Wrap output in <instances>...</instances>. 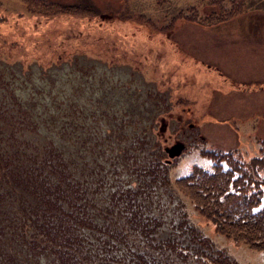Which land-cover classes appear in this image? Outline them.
<instances>
[{"label":"rangeland","instance_id":"374dc122","mask_svg":"<svg viewBox=\"0 0 264 264\" xmlns=\"http://www.w3.org/2000/svg\"><path fill=\"white\" fill-rule=\"evenodd\" d=\"M39 1L87 11L45 15L0 0V146L51 150L78 183L94 221L91 263H171L194 228L227 264H264V250L215 232L173 185L194 167L211 173L210 155H259L264 0H240L217 23L235 0ZM173 145L180 153L166 158ZM258 200L253 212L264 191ZM23 231L4 203L0 264L60 263L55 244L29 245Z\"/></svg>","mask_w":264,"mask_h":264},{"label":"trees","instance_id":"16d2710c","mask_svg":"<svg viewBox=\"0 0 264 264\" xmlns=\"http://www.w3.org/2000/svg\"><path fill=\"white\" fill-rule=\"evenodd\" d=\"M21 1L29 12L45 15L87 11L74 5L60 7L39 0ZM240 4V0H235L229 8L220 5L218 11L222 12L217 14L214 23L232 17L240 11ZM1 146L0 207L4 203L9 205L13 219L30 235L29 245L52 242L58 248L54 253L59 264H92L84 234L93 228L94 221L84 203L77 202L80 198L78 183L68 181L62 164L51 150L32 149L28 156H23ZM258 153L244 162L233 159L230 153L210 155L215 157L211 173L194 167L189 174L176 178L173 185L192 201L215 232L235 242H244L252 249L264 250V207L252 211L259 201L258 195L264 191V138L260 140ZM166 158L163 162L168 164ZM222 163L228 167L225 169ZM196 185L203 188L202 192ZM191 232L189 244L176 245L174 251L179 258L173 262H150L152 259L141 256L135 264H191L193 259L198 264L207 261L227 264L222 253L212 252L213 247L202 234L194 228ZM172 243L170 240L168 245ZM11 261V257L6 256L2 264Z\"/></svg>","mask_w":264,"mask_h":264},{"label":"water","instance_id":"95a60500","mask_svg":"<svg viewBox=\"0 0 264 264\" xmlns=\"http://www.w3.org/2000/svg\"><path fill=\"white\" fill-rule=\"evenodd\" d=\"M176 147H177L176 145H173L170 150H169V148L166 149V152L168 153L169 157H173L174 155L180 153L179 148H178L177 152H175L174 154L172 153V151H174V149H177Z\"/></svg>","mask_w":264,"mask_h":264},{"label":"crops","instance_id":"0c3cea01","mask_svg":"<svg viewBox=\"0 0 264 264\" xmlns=\"http://www.w3.org/2000/svg\"><path fill=\"white\" fill-rule=\"evenodd\" d=\"M249 38H250V37H249ZM224 41H225V40L223 39L222 44L224 43ZM254 43H255V42H254Z\"/></svg>","mask_w":264,"mask_h":264}]
</instances>
